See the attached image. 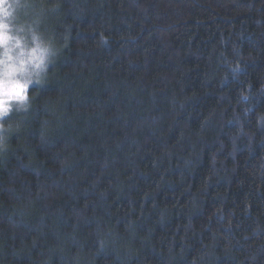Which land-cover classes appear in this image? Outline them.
I'll return each mask as SVG.
<instances>
[{
    "label": "trees",
    "instance_id": "obj_1",
    "mask_svg": "<svg viewBox=\"0 0 264 264\" xmlns=\"http://www.w3.org/2000/svg\"><path fill=\"white\" fill-rule=\"evenodd\" d=\"M32 2L62 50L0 151V264H264V0Z\"/></svg>",
    "mask_w": 264,
    "mask_h": 264
},
{
    "label": "clouds",
    "instance_id": "obj_2",
    "mask_svg": "<svg viewBox=\"0 0 264 264\" xmlns=\"http://www.w3.org/2000/svg\"><path fill=\"white\" fill-rule=\"evenodd\" d=\"M61 50L44 27L42 8L32 0H0V151L14 130L10 118L31 109L32 89L47 85Z\"/></svg>",
    "mask_w": 264,
    "mask_h": 264
}]
</instances>
